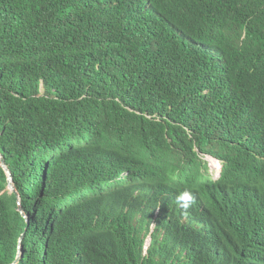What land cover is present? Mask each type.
<instances>
[{"label":"trees","instance_id":"obj_1","mask_svg":"<svg viewBox=\"0 0 264 264\" xmlns=\"http://www.w3.org/2000/svg\"><path fill=\"white\" fill-rule=\"evenodd\" d=\"M0 264H264V0H0Z\"/></svg>","mask_w":264,"mask_h":264},{"label":"clouds","instance_id":"obj_2","mask_svg":"<svg viewBox=\"0 0 264 264\" xmlns=\"http://www.w3.org/2000/svg\"><path fill=\"white\" fill-rule=\"evenodd\" d=\"M213 159V158H211ZM219 162V161H218ZM220 163V162H219ZM221 164V163H220ZM222 166V165H221ZM222 171V169H221ZM220 171V174H221ZM220 177V175H219ZM193 197L189 191H184L182 192L178 197H177V202L183 207V208H188L190 206V202L192 201Z\"/></svg>","mask_w":264,"mask_h":264},{"label":"rangeland","instance_id":"obj_3","mask_svg":"<svg viewBox=\"0 0 264 264\" xmlns=\"http://www.w3.org/2000/svg\"><path fill=\"white\" fill-rule=\"evenodd\" d=\"M209 162V166L211 168V173L214 176V178H218L220 175V171L222 169L221 164L218 161H215L211 158L206 159Z\"/></svg>","mask_w":264,"mask_h":264},{"label":"water","instance_id":"obj_4","mask_svg":"<svg viewBox=\"0 0 264 264\" xmlns=\"http://www.w3.org/2000/svg\"><path fill=\"white\" fill-rule=\"evenodd\" d=\"M1 162H2V164L4 165V161L3 160H1ZM9 173V172H8ZM10 189L12 190V191H15V189H14V187H13V184H12V178L10 177ZM18 262V260L15 262V263H17Z\"/></svg>","mask_w":264,"mask_h":264},{"label":"bare ground","instance_id":"obj_5","mask_svg":"<svg viewBox=\"0 0 264 264\" xmlns=\"http://www.w3.org/2000/svg\"><path fill=\"white\" fill-rule=\"evenodd\" d=\"M213 160H215V159H213ZM216 161V160H215Z\"/></svg>","mask_w":264,"mask_h":264}]
</instances>
